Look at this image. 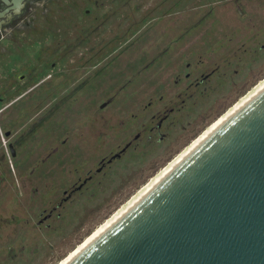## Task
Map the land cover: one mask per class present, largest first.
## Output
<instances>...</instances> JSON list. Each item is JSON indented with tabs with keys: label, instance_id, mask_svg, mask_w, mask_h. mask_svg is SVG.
Instances as JSON below:
<instances>
[{
	"label": "rangeland",
	"instance_id": "1",
	"mask_svg": "<svg viewBox=\"0 0 264 264\" xmlns=\"http://www.w3.org/2000/svg\"><path fill=\"white\" fill-rule=\"evenodd\" d=\"M28 18L0 57L3 99L33 85L0 100V264H64L264 82V0H41Z\"/></svg>",
	"mask_w": 264,
	"mask_h": 264
},
{
	"label": "water",
	"instance_id": "2",
	"mask_svg": "<svg viewBox=\"0 0 264 264\" xmlns=\"http://www.w3.org/2000/svg\"><path fill=\"white\" fill-rule=\"evenodd\" d=\"M67 264H264V88Z\"/></svg>",
	"mask_w": 264,
	"mask_h": 264
},
{
	"label": "flooded vegetation",
	"instance_id": "3",
	"mask_svg": "<svg viewBox=\"0 0 264 264\" xmlns=\"http://www.w3.org/2000/svg\"><path fill=\"white\" fill-rule=\"evenodd\" d=\"M41 0H0V57L7 52L3 48L4 41H13L14 37L18 36L22 26L28 25L29 11L40 4ZM63 60V57H61ZM188 76V75H187ZM199 81L203 80L198 78ZM1 100V97H0Z\"/></svg>",
	"mask_w": 264,
	"mask_h": 264
},
{
	"label": "bare ground",
	"instance_id": "4",
	"mask_svg": "<svg viewBox=\"0 0 264 264\" xmlns=\"http://www.w3.org/2000/svg\"><path fill=\"white\" fill-rule=\"evenodd\" d=\"M264 88V82H262L260 85H258L256 87V89L251 90L248 94H246L245 96H243L242 100L240 102H238L236 104V108L234 110H230L231 112H227L228 114L222 116L221 118H219V120L213 125V127L211 129H209L203 137H201L197 144L191 146L190 148H188L186 150V152L184 154H182V156H180L173 164L172 166H170L169 168H167L166 170H164L161 175L160 178L153 180L147 187H144L140 193L129 203L128 208L122 213L120 214L113 222H111L108 226L105 227V229L107 227H109L112 223H114L119 217H121L132 205H134L139 199H141L143 197V195H145L156 183H158L165 175H167L169 173V171H171L180 161H182L195 147H197L204 139H206L220 124H222L226 119H228V117H230L235 111H237L242 105H244L249 99H251L254 95H256L259 91H261ZM108 220H105L104 223H107ZM100 226H98L99 229ZM105 229H103L100 233H102ZM98 233V235L100 234ZM97 235V236H98ZM96 236V237H97ZM93 240V239H92ZM91 240V241H92ZM89 244V243H88ZM87 244V245H88ZM86 245V246H87ZM85 246V247H86ZM82 248V247H81ZM79 251V250H78ZM76 251L73 255H70L71 257L69 259H72L74 256H76L79 252ZM78 252V253H77ZM68 259V260H69ZM70 261V260H69ZM68 261V262H69ZM68 262H63L64 264H67ZM62 263V262H61Z\"/></svg>",
	"mask_w": 264,
	"mask_h": 264
},
{
	"label": "crops",
	"instance_id": "5",
	"mask_svg": "<svg viewBox=\"0 0 264 264\" xmlns=\"http://www.w3.org/2000/svg\"><path fill=\"white\" fill-rule=\"evenodd\" d=\"M62 60H61V57H59L58 58V61H56L55 59H52V60H50V62L48 63V65L51 67V68H54V70L56 69L57 70V68H58V66H60V65H58L60 62H61ZM42 66L43 65H41L40 64V68H42ZM59 70H60V67H59ZM39 82V80H37L35 83H38ZM33 86V85H32ZM32 86H29V87H27L25 90H27L28 88H32ZM24 90V91H25ZM24 91H22L20 94H18V95H16V96H14L13 98H6V99H3L1 96V99H3V101L5 100V107H7V106H9L11 103H13V102H15L17 99H19L18 97H20V96H22L24 93ZM10 131H8V130H6L5 131V135H9L10 133H9ZM13 147V146H12ZM14 149V148H13ZM15 152V151H14ZM12 154H14V153H12Z\"/></svg>",
	"mask_w": 264,
	"mask_h": 264
},
{
	"label": "built area",
	"instance_id": "6",
	"mask_svg": "<svg viewBox=\"0 0 264 264\" xmlns=\"http://www.w3.org/2000/svg\"><path fill=\"white\" fill-rule=\"evenodd\" d=\"M2 136V135H1Z\"/></svg>",
	"mask_w": 264,
	"mask_h": 264
}]
</instances>
